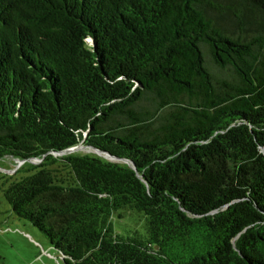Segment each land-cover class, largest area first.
Instances as JSON below:
<instances>
[{
  "label": "trees",
  "instance_id": "trees-1",
  "mask_svg": "<svg viewBox=\"0 0 264 264\" xmlns=\"http://www.w3.org/2000/svg\"><path fill=\"white\" fill-rule=\"evenodd\" d=\"M12 156L61 264H264V0H0Z\"/></svg>",
  "mask_w": 264,
  "mask_h": 264
},
{
  "label": "rangeland",
  "instance_id": "rangeland-1",
  "mask_svg": "<svg viewBox=\"0 0 264 264\" xmlns=\"http://www.w3.org/2000/svg\"><path fill=\"white\" fill-rule=\"evenodd\" d=\"M92 151V148L79 144V149L73 152ZM40 161L32 160L34 163ZM24 162L0 159V256L4 264H61V254L51 245L48 237L28 220L15 215L4 196V188L10 181L26 175L19 173L10 177ZM111 221L115 233H146L145 215L135 209L123 208L115 211Z\"/></svg>",
  "mask_w": 264,
  "mask_h": 264
},
{
  "label": "water",
  "instance_id": "water-1",
  "mask_svg": "<svg viewBox=\"0 0 264 264\" xmlns=\"http://www.w3.org/2000/svg\"><path fill=\"white\" fill-rule=\"evenodd\" d=\"M75 149H79V145L74 146V147H71V148H68L67 150L61 151V152H59V154L66 153V152H73ZM95 151L98 152V153H100V154H102V152L100 150H95ZM105 156H107L108 158H111V159L115 158L114 156H112L110 154H107ZM12 158H14L15 160H18L14 156H12ZM23 161H25V160H19V162H23Z\"/></svg>",
  "mask_w": 264,
  "mask_h": 264
},
{
  "label": "built area",
  "instance_id": "built-area-1",
  "mask_svg": "<svg viewBox=\"0 0 264 264\" xmlns=\"http://www.w3.org/2000/svg\"><path fill=\"white\" fill-rule=\"evenodd\" d=\"M37 160V158H35ZM39 160V159H38Z\"/></svg>",
  "mask_w": 264,
  "mask_h": 264
}]
</instances>
